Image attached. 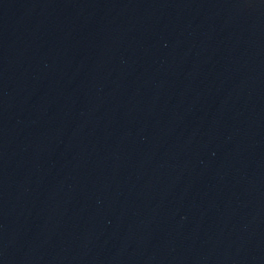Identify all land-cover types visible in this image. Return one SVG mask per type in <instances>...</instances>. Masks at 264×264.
Returning <instances> with one entry per match:
<instances>
[{"label":"water","instance_id":"water-1","mask_svg":"<svg viewBox=\"0 0 264 264\" xmlns=\"http://www.w3.org/2000/svg\"><path fill=\"white\" fill-rule=\"evenodd\" d=\"M0 264H264V0H0Z\"/></svg>","mask_w":264,"mask_h":264}]
</instances>
